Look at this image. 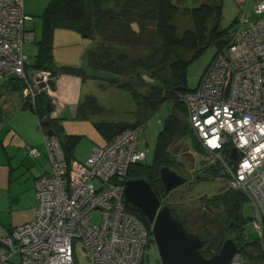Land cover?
<instances>
[{
    "label": "built area",
    "instance_id": "1",
    "mask_svg": "<svg viewBox=\"0 0 264 264\" xmlns=\"http://www.w3.org/2000/svg\"><path fill=\"white\" fill-rule=\"evenodd\" d=\"M29 18L24 0H0V78L20 79L23 96L34 104L53 73L26 70L23 43L33 39L25 26ZM176 95L200 145L218 160L226 187L251 203L250 222L264 255V0L254 2L251 15L239 13L197 85ZM146 123L137 121L105 145H94L83 161H68L57 137L44 131L51 170L35 180L33 218L0 237V264H75L77 239L89 264H143L152 233L126 209L124 184L130 166L147 157L139 145ZM27 152L39 154L35 147ZM95 210L98 223H92ZM231 264L247 261L236 252Z\"/></svg>",
    "mask_w": 264,
    "mask_h": 264
},
{
    "label": "rangeland",
    "instance_id": "2",
    "mask_svg": "<svg viewBox=\"0 0 264 264\" xmlns=\"http://www.w3.org/2000/svg\"><path fill=\"white\" fill-rule=\"evenodd\" d=\"M207 1L212 3V0ZM47 2L48 0H24V11L30 17L25 26L33 33V39L23 43V52L31 64L35 63L40 51L43 39L42 12ZM222 3L219 21L221 31L217 38L210 39L209 30L215 22L212 20L208 23L205 42L198 45L199 51L195 56L194 51L178 49L169 58V61L180 58L189 60L185 66L188 88H194L197 85L203 71L219 48L218 42L229 38L237 22L240 13L238 5L227 0ZM179 8L180 10L173 17V23L176 26L177 34L181 35L183 30L193 28L194 24L190 12L183 10L182 6ZM111 15L117 16L115 13H111ZM127 22L128 28H126L127 25H123L122 28L120 26L123 36H119V38L112 36L108 29L123 24H119L117 20L106 24L107 29H104L105 32L102 35H97L94 31L93 40L83 36L79 37L77 41L76 37H71L72 35L66 36L65 30L62 29L53 31L50 36L49 46L53 57L52 67L55 68V72L51 81L52 88L50 86L45 88L41 95L45 113L43 119L52 123L60 140L67 144H73L72 150H74L73 157L75 159L86 157L93 145H103L106 138L102 128L108 129L117 124L144 121L146 118L147 123L144 124L140 134L139 145L147 149V157L143 161L150 162L163 119L171 112L179 116L182 115L180 110L175 108L171 99L159 104L155 110L150 109L143 112V103L139 100L140 95L135 97L129 88L121 87L118 84L130 82L136 92L142 93L143 96L148 94L149 84L131 82L134 79L131 80L128 73L123 74L112 69L94 70L90 67L87 59L89 51L87 52V50L94 48L95 51H98L100 45H112L115 47L114 52L123 54L124 57L138 58L145 64H153L150 59L151 55L147 51L153 42H157L153 24L144 22L143 18L135 12ZM71 38L74 39L71 40ZM116 64L128 71L132 68L125 62L116 61ZM58 68L61 69L58 70ZM158 68L154 65L150 67L149 71ZM140 74H142L141 78L147 79L145 81H150L149 74L142 70ZM144 75H147L146 78ZM156 76L170 78L169 66L159 69ZM88 95L96 98L98 110L93 108V104H87L83 109H80L81 103ZM183 120L186 119L183 118ZM200 146L192 142L190 136H186L185 139L177 136L173 138L169 149L181 163V166L176 170L184 175L185 181L167 193L163 199L179 217L187 221L188 225L197 232L196 234L204 236L208 231L209 238H212L218 232L223 221L216 220L217 210L207 208L201 198L203 196L211 198L225 190L226 179L219 171L214 176L209 173L207 168L218 163V160ZM242 213L245 218H250L253 215V207L248 200L243 204ZM91 214L92 223H98L100 221L99 211L95 210ZM244 235L248 239L256 237V231L250 220L244 227ZM73 249L75 264L90 263L89 254L83 248L81 240L74 241ZM245 250L250 254L245 256L247 264H264V260L257 255L256 250L249 247ZM143 264H161L153 237L145 249Z\"/></svg>",
    "mask_w": 264,
    "mask_h": 264
},
{
    "label": "trees",
    "instance_id": "3",
    "mask_svg": "<svg viewBox=\"0 0 264 264\" xmlns=\"http://www.w3.org/2000/svg\"><path fill=\"white\" fill-rule=\"evenodd\" d=\"M122 2V3H120ZM221 2L219 4L212 3H200L189 8V12L193 19V28L186 29L181 35L177 34V29L173 23V17L179 9V6L172 0H48L45 8L42 12V41L40 45V51L37 55V59L34 64L29 63L28 67L33 69H48L52 73L55 72V68L52 67L53 57L50 53V36L55 30H69L75 34L84 35L85 37L93 40V32L95 34H104L106 24H111L117 20V22L123 23L116 27H109L112 36H123L121 28L123 25H127V20L133 12L139 14L144 22L153 24L154 36L157 38V42H153L148 48L150 59L153 64H145L143 60L130 57H124L123 54L114 52V46L100 45L99 50L88 49V61L90 67L94 70H107L112 69L120 71V73H128V77L138 84L141 82L150 85L148 88V94L145 96L142 93H137L136 89L132 87L130 82H121L118 85L124 88H129L133 96H139V100L143 103V111L153 109L155 110L159 104H163L166 100L171 99L175 108L180 110L181 116L174 112L169 113L162 121L161 129L158 132L154 151L152 153V161H140L130 166L127 178H144L150 184L153 190L158 195L160 201L167 204L163 197L166 196L163 185L159 178V169L162 165H168L173 169H178L181 163L178 162L175 155L169 149V145L174 137L184 138L190 136L192 142L200 146L198 139L190 127L185 105L177 99L178 87H186L187 79L185 73V66L189 60L186 59H174L169 61L171 55H174L178 49H185L188 51H194V56L198 53V45L205 42L206 34L208 33V23L215 20L210 31V39H215L220 34L219 21L221 17ZM117 16L111 15L114 13ZM118 24V23H117ZM121 26V28H120ZM127 25L126 28H128ZM108 32L106 33V36ZM227 39L218 42L219 49H221L226 43ZM126 45V44H125ZM217 50V51H218ZM116 61L127 63V66H131V70L120 67L116 64ZM158 66L157 70L149 71L151 66ZM170 68V78L165 77L158 78L156 72L165 67ZM80 68V67H79ZM129 68V67H128ZM61 68H58L60 70ZM28 71V69H26ZM141 70L151 77L155 78V82L150 83L141 78ZM13 78H15L13 76ZM17 80V86L22 93L23 82ZM44 91V90H43ZM43 91L36 97L34 103L35 113L38 115L40 125L46 132L51 129L53 135L57 137L61 149L64 152L66 159L69 161L72 158V143H64L56 134L55 128L49 120H44V107L42 106L41 95ZM143 97V99H142ZM30 102V101H29ZM87 104H93V108L98 110L99 107L96 104V98L92 95L86 96L85 100L81 103L80 109H83ZM183 118L186 120L184 121ZM134 123H122L113 126L112 128H102L105 138L113 137L117 132L122 129L133 125ZM112 139V138H111ZM202 147V146H200ZM203 148V147H202ZM209 173L221 174V168L218 163L210 165L208 168ZM182 174V173H181ZM222 175V174H221ZM202 201L204 205L209 209H215L216 220L221 219L218 232L211 238H209L208 231L204 236H200L204 239V245L201 248V252L205 256H210L217 252L223 242V240L230 236L237 244V252L241 254L243 258L250 255L245 249L256 250L257 255L264 260V255L261 253L260 244L256 237L254 239H248L244 235V227L250 218H245L242 213L243 204L247 201L242 192L227 188L215 194L211 198L203 196ZM169 206V204H167ZM171 208L172 214L182 221L188 231L197 233L191 226L188 225L185 219L179 217L174 209ZM126 209L137 214L145 223L148 229H150V222L146 216L139 209L133 205L126 203ZM213 221V219H211ZM152 237L150 238V240Z\"/></svg>",
    "mask_w": 264,
    "mask_h": 264
},
{
    "label": "crops",
    "instance_id": "4",
    "mask_svg": "<svg viewBox=\"0 0 264 264\" xmlns=\"http://www.w3.org/2000/svg\"><path fill=\"white\" fill-rule=\"evenodd\" d=\"M172 1L179 7L182 6L185 11H189V8L196 4L208 2L207 0ZM222 1L224 0H212L213 4ZM227 1L237 4L240 12L245 10L247 15H251V7L256 0ZM65 32L66 36L72 35L71 37H76L77 41L79 37L84 36L69 30ZM33 71L35 69L28 67L29 73ZM15 78L12 75L0 78V237L9 234L17 224L33 218L37 207L35 180L51 170L44 142L45 130L40 125L41 118L35 113L34 104L20 92ZM111 138H106L103 145ZM30 147L37 148L39 154L30 155L27 152ZM73 154L74 150L71 157L74 160L83 161L87 157L75 159Z\"/></svg>",
    "mask_w": 264,
    "mask_h": 264
},
{
    "label": "water",
    "instance_id": "5",
    "mask_svg": "<svg viewBox=\"0 0 264 264\" xmlns=\"http://www.w3.org/2000/svg\"><path fill=\"white\" fill-rule=\"evenodd\" d=\"M144 75V78H146ZM153 81V77H148ZM147 80V79H145ZM178 87L177 89H185ZM48 134L53 130L49 129ZM236 158L233 149L231 153ZM159 178L164 191L170 192L185 181L183 174L168 165L159 169ZM124 201L139 209L150 222V229L161 264H231L236 251L235 240L226 237L219 250L210 256L201 252L204 239L188 231L171 208L160 201L151 184L144 178H127L124 184Z\"/></svg>",
    "mask_w": 264,
    "mask_h": 264
},
{
    "label": "flooded vegetation",
    "instance_id": "6",
    "mask_svg": "<svg viewBox=\"0 0 264 264\" xmlns=\"http://www.w3.org/2000/svg\"><path fill=\"white\" fill-rule=\"evenodd\" d=\"M148 82V81H147ZM150 83H153V82H155V78H154V80L153 81H149Z\"/></svg>",
    "mask_w": 264,
    "mask_h": 264
},
{
    "label": "clouds",
    "instance_id": "7",
    "mask_svg": "<svg viewBox=\"0 0 264 264\" xmlns=\"http://www.w3.org/2000/svg\"><path fill=\"white\" fill-rule=\"evenodd\" d=\"M237 252V251H236Z\"/></svg>",
    "mask_w": 264,
    "mask_h": 264
}]
</instances>
